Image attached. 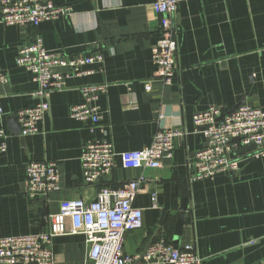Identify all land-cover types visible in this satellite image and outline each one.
<instances>
[{"label":"crops","instance_id":"crops-1","mask_svg":"<svg viewBox=\"0 0 264 264\" xmlns=\"http://www.w3.org/2000/svg\"><path fill=\"white\" fill-rule=\"evenodd\" d=\"M45 2L70 6L73 14L37 28L7 26L1 22L0 6V63L9 76L0 86V101L10 133L7 151L0 149V237L48 232L54 228L52 215L64 201H91L105 183L116 187L144 176L135 200L144 209V227L127 234L125 252L142 253L162 225L154 241L191 244L203 264H264V158H245L252 151H242L233 142L239 170L195 179L189 169L206 142L195 129V113L214 104L226 113L241 104L264 109V0L183 1L172 19L179 73L171 84L156 78L153 51L161 27L154 0ZM36 34L60 56L101 51L104 63L88 66L90 74L69 75L67 88L48 97L50 109L39 133L23 137L15 133L18 123L9 118L39 102L34 95L39 85L16 59ZM149 81L151 90L146 89ZM102 83L109 88L100 96L103 117L93 135L70 111L84 100L79 87ZM166 128L182 129L185 135L177 139L174 157L164 159L162 167L129 169L118 157L113 172L100 183L85 181L81 157L92 137L111 139L120 153L150 145L155 133ZM34 160L59 165L61 187L48 197L28 196L27 166ZM152 191L158 194L159 209L150 208ZM185 198L186 224L175 243V224ZM70 227L67 220L66 230ZM52 249L55 264H85L81 234L55 236Z\"/></svg>","mask_w":264,"mask_h":264},{"label":"built area","instance_id":"built-area-1","mask_svg":"<svg viewBox=\"0 0 264 264\" xmlns=\"http://www.w3.org/2000/svg\"><path fill=\"white\" fill-rule=\"evenodd\" d=\"M187 0H154L153 8L159 14L161 39L153 51L157 66L156 78L165 84L175 81L179 73L178 40L173 18L179 6ZM1 22L7 26L25 25L37 28L44 21H53L73 14L70 6L56 5L45 0H0ZM101 51L76 56H60L46 47L41 35L36 34L23 46L16 64L30 71L39 85L34 93L39 102L22 108L17 113L21 135L26 137L40 131L50 109L48 97L67 88L69 75L90 74L88 66L103 64ZM68 70V72L65 71ZM9 82V76L0 63V86ZM107 84H89L79 87L83 102L71 107V117L89 125L94 135L100 128L102 109L99 99L107 93ZM152 89V81L146 84ZM225 116L220 119V117ZM5 111L0 101V149H8L10 133L4 126ZM195 129L205 135V145L196 151L189 169L195 179L213 177L219 173H233L240 169V156L232 147V140L239 137L236 147L256 148L245 158H264V109L241 104L232 113L219 105H211L194 114ZM185 135L182 129L158 130L150 145L137 150L117 152L113 141L106 137H92L84 147L81 157L84 179L98 184L110 175L119 157L125 168H160L163 160L174 157L176 141ZM238 145V146H237ZM28 196L48 197L58 191L59 165L52 160H34L27 166ZM145 177L128 181L115 187L101 185L96 199L83 198L64 201L59 213L52 215L54 228L37 232L0 237V264H55L53 239L60 234H81L86 243L85 264H203L204 259L193 245L179 247L164 238L151 243L142 253L125 252L127 234L144 227V209L135 205L137 194ZM159 209L156 191L151 192V207ZM71 227L67 231L66 221Z\"/></svg>","mask_w":264,"mask_h":264},{"label":"water","instance_id":"water-1","mask_svg":"<svg viewBox=\"0 0 264 264\" xmlns=\"http://www.w3.org/2000/svg\"><path fill=\"white\" fill-rule=\"evenodd\" d=\"M239 106L240 105H237L230 113L236 111ZM224 116H225V114H223L220 117V119H222ZM9 120H15L18 123V128L15 131V133H20L21 134V125H20V122H19L18 118L17 117H11V118H9ZM240 141H241V139L239 137L234 138L232 140V142H237V143H240ZM255 148H256V145L255 144H251L250 146H248L246 148H242V151H252ZM187 210H188V199L185 198V199H183L180 211L178 212L177 221H176V224H175V239H174L175 243L179 242V237L184 233V228H185L186 218H187ZM165 221H164V223H165ZM164 223H163V225H164ZM161 228H162V225H161V227H159L156 230L155 235L151 238L148 246H150L151 243L154 241V239L156 238V235L159 233Z\"/></svg>","mask_w":264,"mask_h":264},{"label":"trees","instance_id":"trees-1","mask_svg":"<svg viewBox=\"0 0 264 264\" xmlns=\"http://www.w3.org/2000/svg\"><path fill=\"white\" fill-rule=\"evenodd\" d=\"M116 187H118V186H116ZM165 225H166V223H165ZM168 231H169V230L167 229V232H168ZM167 241L171 242L170 239H168Z\"/></svg>","mask_w":264,"mask_h":264}]
</instances>
